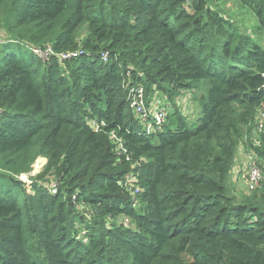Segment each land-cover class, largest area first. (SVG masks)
<instances>
[{"label": "trees", "instance_id": "1", "mask_svg": "<svg viewBox=\"0 0 264 264\" xmlns=\"http://www.w3.org/2000/svg\"><path fill=\"white\" fill-rule=\"evenodd\" d=\"M219 1L0 0V264H264V206L228 189L246 135L264 160V48ZM235 1L264 33V0ZM200 84L189 120L175 96ZM132 89L172 102L161 129Z\"/></svg>", "mask_w": 264, "mask_h": 264}, {"label": "rangeland", "instance_id": "2", "mask_svg": "<svg viewBox=\"0 0 264 264\" xmlns=\"http://www.w3.org/2000/svg\"><path fill=\"white\" fill-rule=\"evenodd\" d=\"M214 8L219 11L224 19L232 22L234 25H236L239 29V32L243 35L251 36L256 42H259L260 45L264 48V33L262 29H258L260 24L258 23L255 15L246 7H241L238 5V3L235 0H221L219 2H216L214 5ZM258 33V34H255ZM87 36L85 27H81L78 29L76 33V40L77 42H82ZM17 49L16 47H14ZM207 87V85H206ZM205 92V85L200 84L198 87L192 90H186V91H180L178 92V95L175 96V101L178 102V104H181L182 108H179L181 112H187L186 116L189 120H192L196 117L198 112L200 111L199 107V99L203 96ZM144 106L147 112H152L153 109H155V103L158 102L159 105H165L166 108L171 105L172 102L168 98H165L164 96L158 94V93H152L148 96L144 92V98H143ZM157 105V104H156ZM169 106V112L172 111V107ZM258 120V119H257ZM257 122V121H256ZM256 125V123H255ZM255 136V126L252 129V135H251V142L253 143ZM249 138L248 135L243 139L241 144L239 145L238 153L239 151L243 152L244 157H246L249 162L250 157L252 160L263 170L264 174V160L258 156L255 150L250 148V143L248 142ZM119 148V147H118ZM245 148L249 149L246 150ZM249 151V152H246ZM250 156V157H249ZM252 162V161H251ZM46 160L43 158H39L35 165L33 166L30 174L28 175H21L20 180L22 182L28 183L29 177L35 176L37 173L41 172L43 166L45 165ZM132 167H135V164L132 165ZM234 169V168H233ZM231 184L229 185V193L233 194L237 198H242L245 196H255L257 198V202H260L264 206V181L262 185L254 192H248L245 188V186L242 185L241 182L237 181L236 176L233 175L230 178ZM80 210H83L80 207ZM125 223L126 220L118 219V222ZM127 224L130 225L132 228L131 221H127Z\"/></svg>", "mask_w": 264, "mask_h": 264}, {"label": "built area", "instance_id": "3", "mask_svg": "<svg viewBox=\"0 0 264 264\" xmlns=\"http://www.w3.org/2000/svg\"><path fill=\"white\" fill-rule=\"evenodd\" d=\"M35 55H37L39 58L45 60L50 55L52 56L53 51L49 49H34ZM81 51L77 52H71V53H59L55 54L61 61L63 60H69L71 58H76L79 55H81ZM101 60L106 63L108 61V55L106 53L101 54ZM132 95V101H131V109L133 110V113L144 123L147 122L149 130H151V124L155 126V129H161L163 125L166 122V119L169 114V106L166 108L165 105H159L157 102V105L155 106V109H153L152 112H147L144 106L143 98H144V92L142 89L137 90H131L130 93ZM152 120H149V119ZM257 122L255 126V136L253 144L255 146H259L260 142L262 141V138L264 137V107L260 108L257 114ZM148 130V131H149ZM111 139H113L117 144V149L122 150V153L126 154V151L123 149V145L120 144V140H118L114 134H112ZM119 147V148H118ZM249 152V151H246ZM250 157V156H249ZM250 161L244 157L243 152L240 151V153L237 156L236 164L234 166V169L232 170L233 175L236 176L237 181L241 182L243 186H245L246 190L248 192H254L256 191L263 183L264 181V174L263 170L256 165V163L252 160L250 157ZM232 176V174H231ZM126 187H128L130 194L133 198H136V196L141 192L140 187L138 185V180L135 176H128L126 179V183L124 184ZM51 194L56 193L55 184L51 185L50 188Z\"/></svg>", "mask_w": 264, "mask_h": 264}, {"label": "crops", "instance_id": "4", "mask_svg": "<svg viewBox=\"0 0 264 264\" xmlns=\"http://www.w3.org/2000/svg\"><path fill=\"white\" fill-rule=\"evenodd\" d=\"M157 103H155V106H156Z\"/></svg>", "mask_w": 264, "mask_h": 264}]
</instances>
